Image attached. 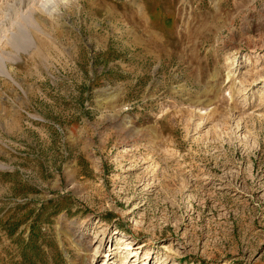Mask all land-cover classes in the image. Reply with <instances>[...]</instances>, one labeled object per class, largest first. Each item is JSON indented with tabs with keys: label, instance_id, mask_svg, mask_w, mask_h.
I'll list each match as a JSON object with an SVG mask.
<instances>
[{
	"label": "rangeland",
	"instance_id": "1",
	"mask_svg": "<svg viewBox=\"0 0 264 264\" xmlns=\"http://www.w3.org/2000/svg\"><path fill=\"white\" fill-rule=\"evenodd\" d=\"M0 264H264V0H0Z\"/></svg>",
	"mask_w": 264,
	"mask_h": 264
}]
</instances>
